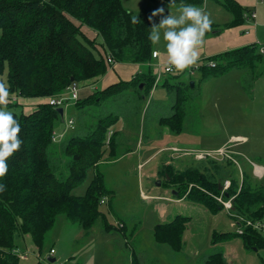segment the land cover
<instances>
[{
    "label": "trees",
    "instance_id": "trees-1",
    "mask_svg": "<svg viewBox=\"0 0 264 264\" xmlns=\"http://www.w3.org/2000/svg\"><path fill=\"white\" fill-rule=\"evenodd\" d=\"M150 1L169 7V0ZM205 1L175 0L170 8L181 4L202 7ZM214 1L231 15L223 24L213 23L215 32L243 24L245 15L253 10L236 0ZM151 24L141 13L126 8L121 0H0V74L7 66L6 83L14 96L46 98L30 112H14L22 127L23 144L8 160V174L0 179V184L6 185L0 193V264H20L13 252L17 248L16 235H29L37 250L42 251L47 233L60 214L77 223L85 233L90 232L99 217L106 232L115 229L100 211L101 198L112 195L113 190L105 186L99 164L105 156H118L120 130L111 127L120 115L110 112L94 122L74 126V132L59 143L67 158L64 174L54 157L56 142L52 139L63 118L57 106L47 99L63 94L72 83L104 75L111 68L108 57L118 63H150L154 52L148 39ZM258 48L253 43L211 55L195 70L204 78L246 62H262L264 56ZM155 81L150 69L135 73L129 80H118L78 97L74 105L81 109L105 101L126 100L129 96L145 98ZM162 84L174 87L176 98L171 105L173 112L159 116L157 121L180 132L185 116L184 91L189 86L182 81L172 85L166 79ZM13 104L18 103L9 106ZM90 168L93 175L84 193H73ZM161 174L166 177L164 183L175 190V196L184 195L212 212L222 208L214 196L233 197L229 214L242 231L214 234L213 243L238 235L246 248H264V229L245 225L246 220L264 222V187L246 185L243 176L238 189L237 181L230 177V185L222 191L224 176L214 179L198 170L174 174L166 167ZM189 220V216L176 214L167 222L155 224L156 240L179 249ZM119 230L125 231L124 222ZM205 262L224 264L222 252L209 255ZM128 264H139L134 250Z\"/></svg>",
    "mask_w": 264,
    "mask_h": 264
},
{
    "label": "rangeland",
    "instance_id": "rangeland-1",
    "mask_svg": "<svg viewBox=\"0 0 264 264\" xmlns=\"http://www.w3.org/2000/svg\"><path fill=\"white\" fill-rule=\"evenodd\" d=\"M121 1L126 8L148 19L152 17L151 22H159L161 17H153L152 13L161 8L164 15L169 12L178 15V7L170 8L159 2ZM259 6L255 9L256 12L258 9L256 22L259 27L256 41L258 46H264V3ZM202 8L219 24L231 16L214 0H206ZM251 25V19L241 24L248 30ZM153 47L164 52L163 39ZM162 67L158 64L150 66L158 80L145 98L129 96L126 100H110L81 109L71 101L63 106V120L55 130L62 128L64 135L55 141L54 157L59 171L64 174L67 158L60 151L59 143L74 132L65 125L66 121L72 118L76 126L85 121L94 122L110 112L120 115L118 122L111 127L121 130L118 156L114 159L105 156L99 164L105 186L113 190L112 195L103 197L100 211L115 229L106 232L99 217L90 232L85 233L77 223L60 214L47 233L40 252L29 235H16L17 248L28 253L26 259L19 258L20 264H128L132 250L139 264H206V258L215 252H222L224 264H264V248H246L238 235L212 242L214 234L242 231L229 214L233 197L228 198L231 207L227 209L223 202L228 199L221 194L214 196L222 208L212 212L200 203L187 200L184 195L175 196V190L164 183L166 177L161 174L165 167L174 174L198 170L214 179L224 176L230 181L233 177L238 189L243 176L246 185L264 187V60L246 62L204 78L197 70L164 73ZM164 79L172 85L182 81L189 86L184 91L185 116L180 132H174L157 121L159 116L173 112L171 105L176 98L174 87L163 86ZM0 80L6 82L7 66L0 74ZM77 83L79 97H85L87 80ZM103 84L99 81L94 88L100 89ZM37 99L43 102L46 98ZM9 108L14 112H30L23 110L20 104ZM219 148H225V154L198 159L191 153H183L187 150L213 152ZM256 166L260 167V172ZM92 175L93 169L90 168L84 181L72 192L83 194ZM190 187L191 184L186 191ZM176 214L190 217L182 232L179 249L157 241L154 235L155 224L167 222ZM123 222L125 231H120ZM50 249L54 250L50 255L55 258L54 262L47 259Z\"/></svg>",
    "mask_w": 264,
    "mask_h": 264
},
{
    "label": "clouds",
    "instance_id": "clouds-1",
    "mask_svg": "<svg viewBox=\"0 0 264 264\" xmlns=\"http://www.w3.org/2000/svg\"><path fill=\"white\" fill-rule=\"evenodd\" d=\"M175 5V0H169V7ZM178 15L169 12L164 15V9H158L152 16L159 15V22H152L148 34L151 44L164 42L167 71L182 73L196 66L201 59L205 36L212 30L214 21L204 8L190 4H181L177 8ZM151 22L152 17H149ZM14 94L10 86L0 80V179L9 171L8 160L20 151L22 127L14 111L9 108ZM6 190V185L0 184V193Z\"/></svg>",
    "mask_w": 264,
    "mask_h": 264
},
{
    "label": "crops",
    "instance_id": "crops-1",
    "mask_svg": "<svg viewBox=\"0 0 264 264\" xmlns=\"http://www.w3.org/2000/svg\"><path fill=\"white\" fill-rule=\"evenodd\" d=\"M240 5L244 7L251 8L255 10L257 7L260 8L259 5L264 3V0H236ZM256 12V10H255ZM258 17V9L256 12V19ZM231 19V16L227 18L223 23L229 21ZM253 22V25L250 26V29H245V27L238 25L234 27L224 28L219 32H215V30H212L210 34H206L205 36V43L201 52V59L199 61L202 62L207 57L224 52L226 50L234 49L237 47H241L248 44H257L256 39H258V32L259 27L256 22ZM217 23V22H215ZM222 23V24H223ZM219 24V23H218ZM257 24V26H256ZM248 32H245V31ZM259 47V46H258ZM154 48V47H153ZM155 55L153 56V60L150 63H114L110 69L107 70V72L99 77L89 79L87 80V86L85 91V95L90 94L93 90L97 89L94 88L97 82H102L103 87L114 83L118 80H129L135 73H146L147 70L150 69L151 65L158 64V65H165L166 62V56L165 52H162L159 50V48H155L154 52ZM198 63V64H199ZM147 68V69H146ZM145 69V70H144ZM118 70V72H117ZM114 71V73H112ZM189 71V69H188ZM196 71V70H193ZM154 72V71H153ZM190 72V71H189ZM192 72V71H191ZM153 74V73H152ZM156 76V75H155ZM158 78L156 76V82ZM85 89V88H84ZM46 100V99H45ZM41 101L39 99L34 98H25V99H19L16 101V103L23 106V110H33L35 108L36 103H40ZM29 112V111H28ZM64 112V110H63ZM57 133H62V128H58V130H55ZM121 132V130H120ZM64 135V134H63ZM62 135V136H63ZM257 167V166H256ZM256 170V169H255ZM258 172V171H257Z\"/></svg>",
    "mask_w": 264,
    "mask_h": 264
},
{
    "label": "built area",
    "instance_id": "built-area-1",
    "mask_svg": "<svg viewBox=\"0 0 264 264\" xmlns=\"http://www.w3.org/2000/svg\"><path fill=\"white\" fill-rule=\"evenodd\" d=\"M246 19H251L253 22H255V19H256V12L255 10H251L250 12H248L246 15H245ZM245 32H248L247 30ZM259 52L261 54H264V46H259ZM153 55H155V53H153ZM108 62L113 65L114 63H116V61L114 59H112L111 57H108L107 58ZM197 68V66H194L192 67L191 69H189L190 71H193ZM162 72H170V71H167L166 68L163 66L162 67ZM173 72V71H171ZM158 78V76H157ZM79 97V86H78V83H72L70 86L67 87L66 91L63 93V94H60V95H57V96H52V97H49L47 99V101L52 104V105H55L57 107H62L64 105H68L71 102H74L75 100H77ZM18 100V97L17 96H14L13 98V101L12 102H16ZM66 126L68 127H71V129H73L74 127V120L72 118H69L66 123H65ZM63 135V132L62 133H57V132H53V137L52 139L54 141H56L58 139V137H61ZM174 151H177L178 149L176 148H173ZM224 150L225 148H219L217 149L216 151H213V152H204V151H185L183 153H191L193 154L196 158L198 159H201V158H204V157H207V156H213V155H219V154H225L224 153ZM230 185V181L228 179H225L224 182H223V185H222V191H224L225 189L228 188V186ZM101 203L104 202V199L101 198L100 200ZM223 205L224 207H226L227 209H229L231 207V200L228 199L227 201H224L223 202ZM245 225H250V226H253L254 228H258V229H264V222L262 221H252V220H246L245 221ZM239 228V227H238ZM238 232H241V229H237ZM13 252L17 255L18 258H22V259H26L28 257V253L27 252H24V251H21L19 248H14L13 249ZM54 253V250L53 249H50V252H49V256L50 255H53ZM38 257L40 258V253L37 254Z\"/></svg>",
    "mask_w": 264,
    "mask_h": 264
},
{
    "label": "water",
    "instance_id": "water-1",
    "mask_svg": "<svg viewBox=\"0 0 264 264\" xmlns=\"http://www.w3.org/2000/svg\"><path fill=\"white\" fill-rule=\"evenodd\" d=\"M190 84L193 85V82H190ZM139 87L141 88L142 84H140ZM56 110L60 113V115H63V108L62 107H57ZM173 192L175 193V191H173ZM47 259H48L49 262H54L55 261V258L51 257V256H48Z\"/></svg>",
    "mask_w": 264,
    "mask_h": 264
},
{
    "label": "bare ground",
    "instance_id": "bare-ground-1",
    "mask_svg": "<svg viewBox=\"0 0 264 264\" xmlns=\"http://www.w3.org/2000/svg\"><path fill=\"white\" fill-rule=\"evenodd\" d=\"M256 169H258V172H260V171H261V169H260V167H259V166H257V167H256Z\"/></svg>",
    "mask_w": 264,
    "mask_h": 264
}]
</instances>
